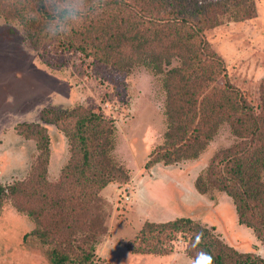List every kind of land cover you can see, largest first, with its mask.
Instances as JSON below:
<instances>
[{"label":"trees","instance_id":"1","mask_svg":"<svg viewBox=\"0 0 264 264\" xmlns=\"http://www.w3.org/2000/svg\"><path fill=\"white\" fill-rule=\"evenodd\" d=\"M94 4L85 22L70 36L60 37L59 45L118 74L143 68L161 77L168 132L148 167L197 160L222 129L229 131L233 143L214 154L195 186L201 194L213 190L227 194L239 224L253 232L254 240L264 242V78L257 105H252L228 80L224 61L205 36L225 21L254 17L255 0H94ZM0 14L19 21L36 46L52 40L44 33L45 21L51 18L44 0H0ZM41 119L64 133L70 158L59 179L48 181L47 127L18 125L21 133L37 141L39 161L26 181L10 185L6 195L21 211L29 202V215L35 209L40 222L59 231L57 240L49 230L40 233L43 244L53 245L52 264H96V246L107 233V204L101 191L118 178L127 179L106 149L114 124L83 106L45 110ZM179 237L194 264H264L263 255L240 250L214 227L189 217L146 222L128 246L132 253L165 255Z\"/></svg>","mask_w":264,"mask_h":264},{"label":"rangeland","instance_id":"2","mask_svg":"<svg viewBox=\"0 0 264 264\" xmlns=\"http://www.w3.org/2000/svg\"><path fill=\"white\" fill-rule=\"evenodd\" d=\"M255 8L251 19L225 21L205 36L224 61L228 80L256 106L264 78V0H255ZM60 41L57 37L36 46L19 21L0 14V264H52L53 245L43 244L40 233L49 230L57 240L59 231L40 222L35 209L29 215V202L21 211L6 194L10 185L26 181L39 161L37 141L21 133L18 125L47 127L46 176L55 181L70 158L69 146L57 125L43 122L41 116L45 110L64 112L78 106L114 124L108 157L127 173V179L118 178L101 191L107 233L96 246V264H194L180 237L165 255L132 253L128 246L146 222L181 217L214 227L224 241L264 256V242L254 240L253 232L234 218L232 199L217 190L201 194L195 186L214 154L233 143L230 132L222 129L197 160L148 167L168 132L161 77L143 68L122 75L96 67L75 51L63 50Z\"/></svg>","mask_w":264,"mask_h":264},{"label":"clouds","instance_id":"3","mask_svg":"<svg viewBox=\"0 0 264 264\" xmlns=\"http://www.w3.org/2000/svg\"><path fill=\"white\" fill-rule=\"evenodd\" d=\"M51 18L45 21L44 33L50 38L70 36L95 8L94 0H44Z\"/></svg>","mask_w":264,"mask_h":264},{"label":"crops","instance_id":"4","mask_svg":"<svg viewBox=\"0 0 264 264\" xmlns=\"http://www.w3.org/2000/svg\"><path fill=\"white\" fill-rule=\"evenodd\" d=\"M234 218H237L236 215L234 216ZM236 221V220H235ZM253 239H254V236H253Z\"/></svg>","mask_w":264,"mask_h":264}]
</instances>
